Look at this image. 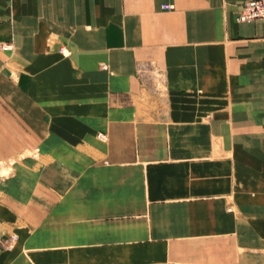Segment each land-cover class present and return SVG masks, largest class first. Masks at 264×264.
I'll return each instance as SVG.
<instances>
[{"label":"crops","instance_id":"0c3cea01","mask_svg":"<svg viewBox=\"0 0 264 264\" xmlns=\"http://www.w3.org/2000/svg\"><path fill=\"white\" fill-rule=\"evenodd\" d=\"M248 1L0 0V264H264Z\"/></svg>","mask_w":264,"mask_h":264},{"label":"built area","instance_id":"2783aa9c","mask_svg":"<svg viewBox=\"0 0 264 264\" xmlns=\"http://www.w3.org/2000/svg\"><path fill=\"white\" fill-rule=\"evenodd\" d=\"M161 8L164 11H170L173 7L170 5H163ZM235 20L237 23H251L256 20H264V0H251L244 3L236 14ZM10 49V45L1 46V50L3 51H8ZM101 68L105 70L106 66L102 65ZM15 241L16 237L10 236L3 241L2 247L6 250H11Z\"/></svg>","mask_w":264,"mask_h":264},{"label":"rangeland","instance_id":"374dc122","mask_svg":"<svg viewBox=\"0 0 264 264\" xmlns=\"http://www.w3.org/2000/svg\"><path fill=\"white\" fill-rule=\"evenodd\" d=\"M159 87H161L160 84H158ZM34 154H37V152H30L29 154H27L28 156L30 157H34ZM12 172V165H9V166H1L0 167V176H8L10 173ZM11 236H15V234H12ZM6 250V249H4ZM125 264H132L131 262H126Z\"/></svg>","mask_w":264,"mask_h":264},{"label":"bare ground","instance_id":"6f19581e","mask_svg":"<svg viewBox=\"0 0 264 264\" xmlns=\"http://www.w3.org/2000/svg\"><path fill=\"white\" fill-rule=\"evenodd\" d=\"M3 51V50H2Z\"/></svg>","mask_w":264,"mask_h":264}]
</instances>
